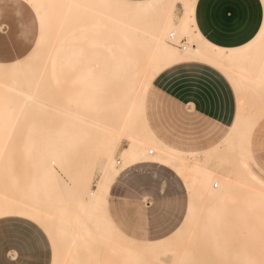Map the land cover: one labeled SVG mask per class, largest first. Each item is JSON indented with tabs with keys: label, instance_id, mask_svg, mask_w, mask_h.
<instances>
[{
	"label": "bare ground",
	"instance_id": "6f19581e",
	"mask_svg": "<svg viewBox=\"0 0 264 264\" xmlns=\"http://www.w3.org/2000/svg\"><path fill=\"white\" fill-rule=\"evenodd\" d=\"M24 1L39 36L24 59L0 65V219L42 227L50 264L89 263L100 251L114 252L119 264H264V180L247 162L258 123L243 105L264 106L259 41L211 45L195 28L196 0ZM188 62L226 75L239 105L220 141L195 152L162 144L143 119L154 78ZM122 138L129 146L118 162ZM150 159L173 169L189 204L170 237L136 244L109 221L105 201L122 170ZM221 162L230 169L217 171Z\"/></svg>",
	"mask_w": 264,
	"mask_h": 264
},
{
	"label": "rangeland",
	"instance_id": "374dc122",
	"mask_svg": "<svg viewBox=\"0 0 264 264\" xmlns=\"http://www.w3.org/2000/svg\"><path fill=\"white\" fill-rule=\"evenodd\" d=\"M180 13L181 7L177 5L175 21H177ZM35 37L36 24L30 7L17 0H0V63H10L23 58L32 49ZM184 39L186 40V38L181 39V44L186 43ZM177 48L181 49L179 45H177ZM248 97L250 99L251 96ZM247 100L243 105H245L246 109L252 108L247 113L249 114L250 112V115H254L253 121L259 124L260 120L264 118V106L262 110H259L261 108L260 105L258 106L254 101L250 102ZM144 101L143 119L145 123V115L148 119H151L152 116V119H154L152 127L158 130L160 136L168 138L169 141L173 139L176 146L183 149L200 150L213 146L219 141L218 129H215L208 122L198 121L197 118H194L192 110L189 111V123L188 121L184 122L183 125L185 127H178L177 133L174 134L170 127L171 122L169 119L171 117L169 113L171 107L167 105L164 99L154 94L150 86L144 93ZM125 139L122 138L117 148L115 159L118 162L120 161L118 153L128 149L129 146V140L126 141ZM194 159L197 160V158ZM247 162L256 176L264 180V171L256 164L255 159H248ZM222 163L221 167L223 166ZM225 164L227 167L220 168V164L217 165L216 163L217 171L229 170L230 168L228 167L230 166L228 165L230 164ZM75 165L78 166V162ZM213 165L215 166V164ZM69 171L75 170L70 169ZM62 177L69 183L68 177L64 175ZM188 195L189 193L185 191L181 181L170 170L158 166H145L128 170L118 175L110 190L106 212L108 218L125 237L130 238L136 244H141L144 241L165 236L181 222L185 213ZM0 223H6L11 227V231L16 238L32 247H37V240L33 236L28 235L27 227L30 226L29 228L33 231L44 234L42 227L40 228L43 231L23 219H2ZM256 227L260 228L259 225ZM233 237H236L238 242L242 244L245 235L233 234L231 238ZM261 251L264 253V250ZM38 254L35 255L38 257ZM46 256V262L50 264V244H48ZM31 261H33L32 257ZM69 264H119V259L114 252L100 251L96 259L89 263L84 262L80 258ZM215 264H218V262Z\"/></svg>",
	"mask_w": 264,
	"mask_h": 264
},
{
	"label": "crops",
	"instance_id": "0c3cea01",
	"mask_svg": "<svg viewBox=\"0 0 264 264\" xmlns=\"http://www.w3.org/2000/svg\"><path fill=\"white\" fill-rule=\"evenodd\" d=\"M17 1L25 3L32 10L36 24V37L32 49L23 58L10 63H0V65L11 64L24 59L33 50L39 36L38 20L33 8L24 0ZM262 7L261 0H196L194 4L195 28L205 41L219 49H240L244 47V44L247 43V40L251 38L254 33L258 32L259 27H262L264 17ZM218 72L219 71L215 70L213 67H208V65L188 62L176 64L154 78L151 83V91L164 99L167 105L171 107V111H169L171 117L169 119L171 122L170 127L174 134L177 133L178 127H185L183 125L184 122L188 121L189 123L190 110L193 111V116L197 118L198 121L204 123L208 122L215 129H218L220 135L219 141L224 134L223 132L232 126L233 121L235 122L234 119L237 117V107H239V105L237 106L238 99L235 89L231 82H228V77ZM251 110L252 108H247V111ZM145 120L149 131H151L162 144L179 151L191 150L183 149L179 146L177 147L173 139L169 141L168 138L160 136L158 130L152 127V121L154 120L152 116L151 119H148L145 115ZM257 129L258 131L254 134L253 139V153L256 164L264 171V118L260 120ZM170 144L174 145L171 146ZM206 148L191 151H202ZM151 155L152 158L156 156L155 153H152L149 154V157ZM152 161L150 159L149 161L136 163L137 165L128 166L125 168L126 170L124 169L120 173L145 166H158L170 170V172L180 180L179 176L176 175L171 167L162 165L156 161L154 162V160ZM113 183L106 197L105 210L108 205V198ZM188 204L189 195L184 216L174 229L169 231L165 236L147 240L143 243H155L170 237L182 225L187 213ZM9 218L23 219L19 217H7L2 219ZM109 221L115 229L125 237L110 219ZM36 226L40 228V226ZM29 227H27L26 230L29 236H33V238L37 240V247L29 246V244L26 245V242L21 241L13 235L11 227L6 223H0V264H47L46 253L48 244L50 243L47 244L49 240L45 231L40 228L44 232V234H41L40 232L33 231ZM125 238L131 240L128 237ZM35 254L39 256L37 257ZM31 257L33 261H31Z\"/></svg>",
	"mask_w": 264,
	"mask_h": 264
},
{
	"label": "snow or ice",
	"instance_id": "6c2138e0",
	"mask_svg": "<svg viewBox=\"0 0 264 264\" xmlns=\"http://www.w3.org/2000/svg\"><path fill=\"white\" fill-rule=\"evenodd\" d=\"M41 29H43V20L41 19ZM257 41L264 47V26L259 27L258 32L254 33V35L247 40V43L244 44V47H249L254 45Z\"/></svg>",
	"mask_w": 264,
	"mask_h": 264
}]
</instances>
